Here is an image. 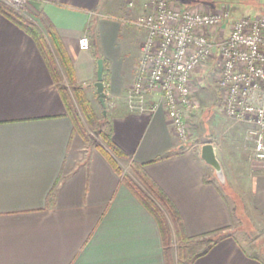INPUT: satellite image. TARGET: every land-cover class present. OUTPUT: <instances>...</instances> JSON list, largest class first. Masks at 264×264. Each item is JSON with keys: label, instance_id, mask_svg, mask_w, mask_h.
Listing matches in <instances>:
<instances>
[{"label": "crops", "instance_id": "1", "mask_svg": "<svg viewBox=\"0 0 264 264\" xmlns=\"http://www.w3.org/2000/svg\"><path fill=\"white\" fill-rule=\"evenodd\" d=\"M145 2L123 9L114 0H31L22 16L56 30L75 82L95 110L96 62L107 61L105 115L126 156L119 166H142L173 203L187 238L224 235L186 264H264V241L250 236L257 225L264 228V171L238 155L218 158L213 144L221 183L200 156L206 142H180L163 107L153 113L127 108L125 94L145 36L129 23L146 12ZM82 36L88 49L79 48ZM123 36L137 37L132 62ZM51 52L45 57L32 35L0 12V264H166L155 218L108 161L74 133L50 67L62 85L68 80Z\"/></svg>", "mask_w": 264, "mask_h": 264}, {"label": "built area", "instance_id": "2", "mask_svg": "<svg viewBox=\"0 0 264 264\" xmlns=\"http://www.w3.org/2000/svg\"><path fill=\"white\" fill-rule=\"evenodd\" d=\"M0 1L22 15L31 0ZM144 7L146 12L130 21L145 36L125 94L128 110L153 113L163 107L178 140L185 142V115L198 108L192 77L212 63L219 73L223 114L247 127L250 160L264 171V15L232 18L223 6L201 11L173 0H146ZM78 45L88 49V37Z\"/></svg>", "mask_w": 264, "mask_h": 264}, {"label": "trees", "instance_id": "3", "mask_svg": "<svg viewBox=\"0 0 264 264\" xmlns=\"http://www.w3.org/2000/svg\"><path fill=\"white\" fill-rule=\"evenodd\" d=\"M257 9L260 13H264L263 7ZM0 12L14 20L31 34L45 57H51V47L55 50L65 71L68 86L60 83V75L56 67L52 65L50 70L63 93L66 110L73 123L74 133L80 135L84 141L93 146L108 161L114 171L122 177L155 218L161 232L166 264H186L187 262H192L197 257L206 253L216 242L224 238V235L219 234V232L213 233L208 237H203L202 239L205 243L203 249L194 255H189L187 247L193 242V239L184 236L179 214L162 189L145 173L142 166L135 163H131L129 168L139 184L134 182L127 174L123 173L122 175L123 169L119 166L118 160L126 158V156L111 138L110 122L107 116L101 113L100 117H98L97 111L85 95L84 87L76 84L70 61L62 47L56 30L49 24L42 26L17 14L11 7L1 1ZM107 67V61L103 60V80H105ZM87 126L96 130V137H90L87 134ZM170 224L174 229V234L171 231ZM174 241L178 244L177 248L174 247Z\"/></svg>", "mask_w": 264, "mask_h": 264}, {"label": "rangeland", "instance_id": "4", "mask_svg": "<svg viewBox=\"0 0 264 264\" xmlns=\"http://www.w3.org/2000/svg\"><path fill=\"white\" fill-rule=\"evenodd\" d=\"M116 3H120L123 9H133L141 3L143 0H114ZM132 1L133 6H127V3ZM174 5L187 9H198L204 11L205 9H215L219 7L228 8L232 18L240 17H253L258 15H264L260 13L257 8H264V0H173ZM133 20V19H132ZM131 20V21H132ZM131 24V23H129ZM132 25V24H131ZM133 27V26H132ZM135 27V26H134ZM133 27V28H134ZM226 26L225 31H228ZM122 42L127 44V57L126 60L132 62L134 47L137 42L134 38L132 41L126 36L121 37ZM209 63V62H208ZM201 66L194 73L191 81V95L194 101H196L198 108L191 113L185 115V123L188 126V138L185 142L187 145L195 147L199 146L202 142H210L216 147L218 158H223L227 154L246 158L249 164L256 169L257 163L250 160V144L247 140V127L228 119L224 114L221 107L223 92L219 90L217 81L219 79V73L217 68L212 63ZM96 111L98 117H100L103 108L101 104H96ZM87 128V134L90 137H96L95 129L91 127ZM105 128V127H104ZM259 167V166H258ZM124 172L132 175L129 168L122 167ZM133 177V176H132ZM220 181V180H219ZM225 183V178H224ZM221 184V183H220ZM223 185V184H221ZM226 187V184H224ZM223 185V186H224ZM247 224V222H244ZM248 225V224H247ZM253 232V233H252ZM260 235V236H259ZM250 236L262 237L264 236V228L256 226L250 232ZM247 238V237H246ZM259 240V244H263V240ZM174 240V239H173ZM205 243L201 240H195L191 242L187 249L189 255H194L203 249ZM264 245V244H263ZM174 247H178L176 241H174ZM175 252V251H174ZM175 255V254H174Z\"/></svg>", "mask_w": 264, "mask_h": 264}, {"label": "water", "instance_id": "5", "mask_svg": "<svg viewBox=\"0 0 264 264\" xmlns=\"http://www.w3.org/2000/svg\"><path fill=\"white\" fill-rule=\"evenodd\" d=\"M96 67V81L94 86L96 88L98 101L103 108V114L106 113V103H105V92H104V82H103V59H97ZM200 156L212 169L214 170L216 177L220 180L221 183H224V173L223 168L218 160L214 146L210 142H206L201 146Z\"/></svg>", "mask_w": 264, "mask_h": 264}]
</instances>
